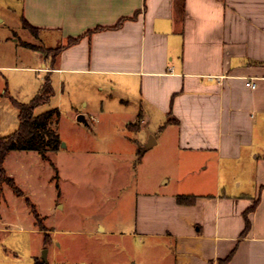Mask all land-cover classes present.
I'll return each mask as SVG.
<instances>
[{"label": "crops", "instance_id": "0c3cea01", "mask_svg": "<svg viewBox=\"0 0 264 264\" xmlns=\"http://www.w3.org/2000/svg\"><path fill=\"white\" fill-rule=\"evenodd\" d=\"M17 1L23 25L62 43L54 64L27 69L50 74L55 93L65 79L114 92L133 134L121 143L157 149L158 180L137 194L125 234L134 263L146 264L141 244L154 264L166 253L172 264H264V0Z\"/></svg>", "mask_w": 264, "mask_h": 264}, {"label": "rangeland", "instance_id": "374dc122", "mask_svg": "<svg viewBox=\"0 0 264 264\" xmlns=\"http://www.w3.org/2000/svg\"><path fill=\"white\" fill-rule=\"evenodd\" d=\"M20 12L17 0H0V137L19 128L12 99L29 103L43 83V74L27 68L42 67L46 50L62 46L58 35L37 36L24 28ZM61 82L51 101L35 111L59 110V151L48 155L50 162L37 153L14 151L5 165L46 231L24 197L7 184L0 186V264H135L134 239L125 234L131 233L137 194L158 180L157 149L121 143V137L133 134L121 127L114 92L71 79L63 80V92ZM142 247L145 263L154 264V250ZM165 255L160 264H172Z\"/></svg>", "mask_w": 264, "mask_h": 264}, {"label": "trees", "instance_id": "16d2710c", "mask_svg": "<svg viewBox=\"0 0 264 264\" xmlns=\"http://www.w3.org/2000/svg\"><path fill=\"white\" fill-rule=\"evenodd\" d=\"M122 23L123 22H120L116 28L120 27ZM24 27L38 36V30L31 27L28 23L24 22ZM78 40L79 39H72L69 44H75ZM25 45L29 48L36 49V47H33L31 44L25 43ZM61 51L62 48L47 49L46 58L52 57L54 64ZM54 95L55 89L52 84V79L50 74H47L44 78L41 91L29 103L24 104L12 99L14 106L19 111V128L8 137H0V186L7 184L18 197L25 198L27 204L32 207V213L43 232L46 231V229L45 226L41 224V218L35 205L28 197H25L24 192L18 187L16 181L8 175L5 162L8 155L14 151L37 153L42 159L49 162L50 159L48 155L59 151L62 143L57 134V124L60 119L59 110L53 109L46 113L35 115V111L39 107L48 104ZM138 129L139 123L130 124L128 126L129 131H137ZM1 191L2 188L0 189V192ZM178 202L180 204H193L195 202V197L179 196ZM254 208L255 207H252L251 211L254 210ZM250 226V221L246 218V229L243 235L248 232ZM35 264L38 263L35 261Z\"/></svg>", "mask_w": 264, "mask_h": 264}, {"label": "water", "instance_id": "95a60500", "mask_svg": "<svg viewBox=\"0 0 264 264\" xmlns=\"http://www.w3.org/2000/svg\"><path fill=\"white\" fill-rule=\"evenodd\" d=\"M78 120H79V121H83V122H85V117H84L83 115H80L79 118H78ZM150 146H151V145L148 144L146 148H149ZM144 150H145V149H144ZM144 150H143V151H144ZM47 253H48V250H47V249H44V251H43V255H42V260H43L44 263L47 262Z\"/></svg>", "mask_w": 264, "mask_h": 264}, {"label": "built area", "instance_id": "2783aa9c", "mask_svg": "<svg viewBox=\"0 0 264 264\" xmlns=\"http://www.w3.org/2000/svg\"><path fill=\"white\" fill-rule=\"evenodd\" d=\"M247 87H250L252 89H256L257 85L253 82V81H249L246 83ZM93 120L95 121L96 119L93 118Z\"/></svg>", "mask_w": 264, "mask_h": 264}]
</instances>
